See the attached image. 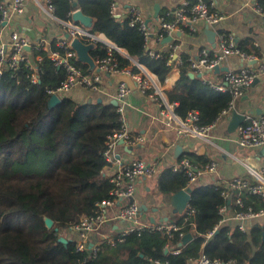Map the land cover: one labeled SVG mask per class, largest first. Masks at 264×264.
Listing matches in <instances>:
<instances>
[{"label":"trees","instance_id":"obj_1","mask_svg":"<svg viewBox=\"0 0 264 264\" xmlns=\"http://www.w3.org/2000/svg\"><path fill=\"white\" fill-rule=\"evenodd\" d=\"M257 1L264 5V0ZM75 2L51 0L55 16L67 21L79 8L94 18V33L127 50L129 57L115 52L121 68L138 72L133 64L138 60L164 85L176 63L171 50L152 57L143 34L130 26L129 17L111 13L113 0H77L76 7ZM52 50H58L55 42ZM40 54L43 61L38 84L30 83L24 68L16 76L5 72L0 78V264H191L202 255L226 264H264V222H254L247 232L225 222L215 231L222 207L227 206L230 213L237 211L236 192L226 200L222 196L225 187L199 182L191 186L195 227H182L184 235H193L186 246L179 247L180 232L172 237L135 232L115 246L105 243L98 258L76 252L67 238L70 227L95 214L97 202L111 198L113 185L102 175L108 164L104 153L108 136L120 131L122 119L111 102L79 103L65 95L51 106L47 90L57 89L66 74L48 52ZM90 55L104 58L107 47L98 43ZM181 60V77L166 91L167 99L178 104L180 117L196 110L201 125H210L228 107L232 94L215 90L200 77L191 78L188 57L182 55ZM76 63L87 70V65ZM186 156L197 162L192 155ZM158 177L163 194L173 195L188 184L184 173L171 167ZM242 198L246 207L264 208L258 196L245 192ZM47 218L53 220V227H47ZM176 220L182 224L183 215H177ZM61 237L69 242H61ZM175 249L180 253L173 254Z\"/></svg>","mask_w":264,"mask_h":264},{"label":"built area","instance_id":"obj_2","mask_svg":"<svg viewBox=\"0 0 264 264\" xmlns=\"http://www.w3.org/2000/svg\"><path fill=\"white\" fill-rule=\"evenodd\" d=\"M27 1L13 0L0 3V78L5 72H11L16 76L17 72L24 68L28 72L27 76L30 83L38 84L42 73L41 65L43 61V56L40 52H48L55 65L66 74L65 79L57 89L47 90L51 97L58 96L62 99V97L78 86L100 93L104 91V83L107 80L105 75L116 78L123 75L128 76L134 82L136 91L138 90L156 102L158 113L155 119L161 123V129L174 130L179 136L199 138L213 143L210 139L212 129L221 120L228 118L234 113L235 102L243 95L244 90L250 88L259 78L264 77V63H260L257 67L246 65L238 71H227L224 76V82L221 85L206 79L205 82L215 90L230 92L232 100L212 124L201 125L200 113L196 110L189 112L185 117H180L177 114L176 108L178 104L167 99L163 86L157 77L138 60H133L134 66L139 70L138 72H133L130 68H121L115 52L117 51L121 55L129 57L128 52L125 53L123 51L124 48L115 45L104 35L94 33L91 29L86 28L79 22H75L72 18L67 21L57 18L54 14L55 9L51 4V0L34 1L52 19L63 25L66 37L58 42V50L53 51L50 46L48 47L50 43L48 44L44 39L38 42H31L17 31L11 32L9 37L5 38L4 30L7 24L10 23L13 15H21L26 11ZM251 2L255 10L264 17V5L257 0H251ZM111 13L117 14L115 4L111 5ZM128 17L130 26L137 28L143 34L145 46L150 50L149 45L153 33L142 10L132 7L129 10ZM223 19L224 16L213 7L212 0L184 1L173 12L167 13V16L159 20V30L168 36H173L177 32L194 34L197 32V24L199 22H204L208 27H212L218 25ZM220 35L221 44L218 49L204 48L197 58L189 60L190 70L195 75H203L206 71H215L230 56H238L251 63L255 61L256 57L242 51L231 34L223 32ZM75 39H79L85 44L96 45L101 43L107 47V55L104 58L94 59L95 67L93 70L89 69L88 63H83L87 65V70L76 63V61H80L78 60V52L73 47ZM149 53L154 58H159L162 55V52L149 51ZM171 53L174 56L178 55L177 45L171 47ZM178 62L180 63L182 60L179 59ZM131 94L132 89L126 83H118L116 101L117 109L122 119V128L119 132L108 136L107 149L104 153L108 164L113 162L114 151L119 141L132 147L146 143L145 135L133 134L127 126L125 111L129 106ZM236 142L241 148L256 149L264 147V115L245 116L244 123L237 129ZM118 163V168L112 172H102L103 177L113 185L110 191L111 198L97 202L95 214L82 217L79 222L72 225L69 229V240L76 252H87L90 259H95L100 256L105 243L115 246L125 242L126 238L135 232L138 234L160 232L168 237H172L175 232H180L181 236L184 237L185 235L182 233L184 225L190 224L195 227L196 210L190 202L182 213L183 221L180 225L176 222L172 224L142 222L140 220L141 208L135 201L138 192V182L154 178L159 172V165L155 162H147L136 158ZM170 167L174 172L182 171L188 178L186 188H191L192 185L205 177L215 174L218 170V163L211 161L204 167H200L187 156H184L172 163ZM254 175L255 182L236 177L229 181L220 182L217 185L225 187L222 190V196L226 200L232 197V191L236 192L235 204L237 211L234 213V219L237 221L236 227L242 232H247L250 229L252 221L264 216V208L255 210L252 206L246 207L242 198V194L246 192L260 197L262 202H264V172H254ZM124 200H126V203L121 205ZM117 205L118 207H116ZM219 212L222 218L215 231L225 223L228 207H222ZM113 220L129 222L130 226L118 235H104L102 228ZM93 234H102L104 238L98 239L91 244L90 236ZM212 234L213 232L209 233L208 236H212ZM172 253L178 254L180 250H172ZM150 264H169V262L153 261ZM194 264L226 263L202 255L194 261Z\"/></svg>","mask_w":264,"mask_h":264},{"label":"crops","instance_id":"obj_3","mask_svg":"<svg viewBox=\"0 0 264 264\" xmlns=\"http://www.w3.org/2000/svg\"><path fill=\"white\" fill-rule=\"evenodd\" d=\"M11 1L13 0H0V3ZM75 1L77 3V0ZM184 1L195 0H113L112 3L116 5V16L123 19L128 17L132 7L142 10L153 33L149 45L151 51L163 53L170 51L173 45L178 46V55L174 56L176 63L162 85L165 94L181 77L179 67L181 62L179 63L178 60L182 59V55L190 60L197 58L204 48L218 49L221 44L220 34L223 32L231 34L241 49L256 57L255 61L251 63L238 56H230L218 71H206L203 75L194 74L195 77L202 78L203 82L208 79L221 85L227 71H238L246 65L257 67L260 63H264V17L255 10L251 0H212L215 10L224 16L218 25L208 27L204 22H199L197 32L194 34L177 32L173 36L165 35L159 30V20L167 16V13L173 12ZM77 10L80 9L77 8L71 18ZM13 31H17L31 42L44 39L48 44L50 43L48 47L50 46L51 49L53 42L57 47L58 42L66 37L63 25L52 19L34 0L27 1V8L23 14L13 15L4 30V37L8 38ZM123 51L127 53L125 48ZM190 73L193 72L190 70ZM105 77L107 80L104 83V91L100 93L78 86L66 95L79 103L104 101L113 104L116 101L118 78L108 75ZM129 102L125 111L127 126L133 134L145 135L146 143L132 147L119 141L114 151L113 162L109 163L103 172H112L118 168V162L133 158L159 165V172L154 178L138 182L135 201L140 205L142 222L172 224L177 221V215H183L179 211L176 212L172 195L159 191L158 176L164 169L170 168L172 163L187 154L192 155L197 161L195 164L200 167L211 161L218 163L215 174L199 181L200 184L207 186L218 185L236 177L255 182L254 172H264V147L247 149L238 146L237 129L244 123L245 118H237L235 115V112L239 116L264 115V77L245 89L243 95L235 102L234 113L221 120L212 129L210 139L213 143L199 138L179 136L174 130L161 129V123L155 119L158 113L156 102L138 90L132 91ZM125 203L126 200L122 201L121 205ZM225 222L236 226L237 221L233 212H227ZM254 222H264V216L252 221V224ZM129 226V222L113 220L102 228V233L118 235ZM101 235H91L90 243L101 240ZM67 238H70V232Z\"/></svg>","mask_w":264,"mask_h":264},{"label":"water","instance_id":"obj_4","mask_svg":"<svg viewBox=\"0 0 264 264\" xmlns=\"http://www.w3.org/2000/svg\"><path fill=\"white\" fill-rule=\"evenodd\" d=\"M74 6H77V3H74ZM73 20L75 22H79L82 25H84L86 28L92 29L93 25H94V18L85 15L81 10H77L74 14H73ZM171 39V38H169ZM73 47L77 50L78 52V60L82 63H88L90 66V70H93L95 67V62H94V58L91 57L90 52L92 49L95 48V44H85L83 41L79 40V39H75L73 41ZM220 69V67H217L215 69V71H218ZM192 78L195 77L194 73H190L189 74ZM120 82H124L126 83L131 89L132 91L136 90V86L134 84V82L132 81V79L128 76H119L118 77V83ZM61 102V98H59L58 96H52L50 98V105L54 106L58 103ZM113 104L117 107V101L113 102ZM235 115L237 118H241L244 119L245 116H239L237 115V112H235ZM178 150H181L180 148H178ZM191 188H186L183 190H180L179 192L175 193L172 195L173 197V202L175 203V207H176V212H181L183 213L184 209L186 208V205L190 202L191 200ZM230 203V200L229 202ZM46 225L48 228L53 227L54 222L52 219L47 218L46 219ZM101 238L103 239L104 237L101 235ZM193 239V235L191 233L186 234L183 238L181 243L179 244V247H184L186 246L191 240ZM61 242L67 244L69 241L67 239H65L64 237H61L59 239ZM167 253V252H166Z\"/></svg>","mask_w":264,"mask_h":264}]
</instances>
